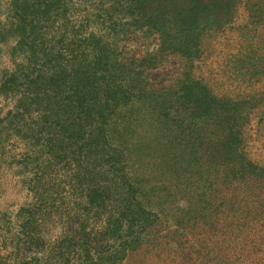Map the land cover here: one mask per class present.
<instances>
[{"label":"rangeland","instance_id":"1","mask_svg":"<svg viewBox=\"0 0 264 264\" xmlns=\"http://www.w3.org/2000/svg\"><path fill=\"white\" fill-rule=\"evenodd\" d=\"M189 1L199 18L189 31L180 27L175 48L157 35L116 34L108 72L82 74L96 87L87 89L96 105L79 111L86 133L70 140L82 185L58 187V177L47 191L59 208L99 184L112 200L106 212H89L76 233L58 213L29 220L39 189L0 162V264H157L155 244L177 228L264 199V0H179L182 23ZM24 22L0 0L2 81L22 83L32 71L24 51L45 24ZM9 110L0 108L1 129L12 123Z\"/></svg>","mask_w":264,"mask_h":264},{"label":"trees","instance_id":"2","mask_svg":"<svg viewBox=\"0 0 264 264\" xmlns=\"http://www.w3.org/2000/svg\"><path fill=\"white\" fill-rule=\"evenodd\" d=\"M201 1L208 7L210 2L218 3ZM9 5L14 17L45 25L38 45L24 51L25 69L33 64L24 82L0 79L5 101L0 108L10 106L9 112L14 113L7 130L0 127V162L19 168L27 189H39L33 194L37 200L32 206L35 203L37 208L31 210L29 220L47 222L58 213L65 218L64 228L70 226L69 220L70 231L80 232L86 228L89 212L98 216L107 211L112 203L107 189L91 185L85 198L79 191L72 204L59 208H53L47 189L58 177L62 181L55 186L76 189L82 185L78 168L70 167L81 153L70 140L86 133L79 111L96 105L87 92L96 87L82 74L108 72V49L116 34L120 38L132 32L157 35L163 45L175 48L180 27L186 23L189 31L199 16L191 13L192 1L186 2L183 7L188 15L182 23L179 0H9ZM201 19L208 20L207 15ZM33 56L39 61H31ZM178 229L155 244L157 264H264V199L244 205L236 216L217 214L196 227Z\"/></svg>","mask_w":264,"mask_h":264}]
</instances>
